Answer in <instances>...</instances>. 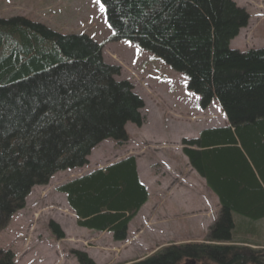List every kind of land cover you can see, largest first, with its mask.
Returning <instances> with one entry per match:
<instances>
[{"label":"trees","instance_id":"1","mask_svg":"<svg viewBox=\"0 0 264 264\" xmlns=\"http://www.w3.org/2000/svg\"><path fill=\"white\" fill-rule=\"evenodd\" d=\"M100 5L109 41H127L182 74L198 107L216 104L227 122L182 142L190 167L220 205L210 244L170 245L130 264H264L263 250L229 244L234 227L235 234L254 231L256 238L255 226L264 219V48L229 47L247 26L248 13L232 0ZM101 54L102 45L86 35H64L23 18L0 19V232L34 187L84 167L105 140L126 143L127 123L142 125V101L127 82L116 81L117 68ZM57 191L81 219L79 226L112 231L116 242L124 241L130 219L147 200L134 157ZM73 255L76 264H93L84 253ZM0 264H14L10 250H0Z\"/></svg>","mask_w":264,"mask_h":264},{"label":"rangeland","instance_id":"2","mask_svg":"<svg viewBox=\"0 0 264 264\" xmlns=\"http://www.w3.org/2000/svg\"><path fill=\"white\" fill-rule=\"evenodd\" d=\"M232 1L248 13L249 20L248 25L230 42V49L245 52L264 48V0ZM16 17L64 35L83 34L101 44L103 62L119 72L116 81L127 82L142 101L140 115L143 123L140 127L126 124L128 141L123 145L111 141L100 143L90 152L88 166L58 173L47 185L31 190L24 207L13 214L7 227L0 232V250H10L14 255V264H76L75 252L86 254L93 264H130L152 254L157 247L179 242L169 234L157 231L155 206L152 216L141 223L145 228L143 233L130 236L122 243H114L106 235L80 228L66 197L57 189L85 175L96 160L109 164L119 158L136 156L140 168L147 166L154 177L147 182L152 196L157 185L159 189L164 185L166 199L171 189H180L179 197L185 196V199L175 201L177 207H170L173 201L165 203L168 216L173 214V219L179 215L178 207L191 204L195 198L207 209L216 210L210 207L202 178L194 171L190 173L194 179L184 177L188 169L184 166L183 170L180 165L183 161L182 142L196 139L203 130L226 125L216 104L213 103L205 111L200 110L198 97L186 90V79L182 74L173 72L159 59L128 42L108 41L111 31L96 0H0V19ZM172 158L174 162L169 161ZM171 163L175 168L170 166ZM156 176H159L158 184ZM260 225L258 238L238 237L234 240L259 243L260 248L253 250L264 251V222ZM164 226H167L166 222ZM52 229H56L58 235ZM196 235L201 237L203 233ZM206 238L193 241L203 243Z\"/></svg>","mask_w":264,"mask_h":264},{"label":"crops","instance_id":"3","mask_svg":"<svg viewBox=\"0 0 264 264\" xmlns=\"http://www.w3.org/2000/svg\"><path fill=\"white\" fill-rule=\"evenodd\" d=\"M182 162H180L181 168L184 170V166H187L188 172H186V174H183L184 177H187L188 179L191 178L190 173L193 172V170L189 167L187 159L182 156ZM96 156L94 157L95 160ZM122 158H119L117 160L114 161V163L118 162V160H121ZM124 159V158H123ZM139 158L135 157V173L136 176L138 178L139 184H141L146 193H147V200L146 202L141 206V208L139 209V211L137 212V214L130 219L129 223H128V228H127V236L128 238H130V236H136L137 232H139L142 229V222H144L145 220H147V218H149L150 216H152V210H153V206H155V221H156V225H157V231L160 230L162 233H167L169 234V237H171L172 239L175 240H179L175 241L177 243H173V244H186V243H195L196 241H193L197 238H202V237H208V230L210 228L211 225H213L214 223V219L216 218V215L219 214V204L217 199L213 196V194H211V192L209 190H207L205 188V186H203L207 192V197H209L208 201L210 203V207L213 206V208H216L215 211H211L212 213V217H209V213L208 209L203 206V203L197 200L196 202V198L192 200L191 204H184V206L178 207L179 208V215L178 217H175V219H173V214H171L170 216H168V211L165 209V203L169 200V201H173L170 204L171 208H175L177 207V203L175 201H180L185 199V196H183V198L179 197V193L181 191H179L180 189H171L170 190V194L167 193V199L164 196L163 190H164V185L162 186V189H159L158 185L155 187V193L153 194L154 196H152L150 194V189L148 188L147 182H149L150 180H153L154 177L152 174H150L148 172V167L147 166H142L140 168L139 164ZM173 160H169L174 162V158H172ZM89 161H90V157H89ZM107 161L105 160V163ZM111 163L109 164H104L101 160H96L93 165H91L90 170L87 173L90 172H95V171H103L105 170L108 166H110ZM172 164V163H171ZM89 165V162H88ZM87 165V166H88ZM173 165V166H172ZM170 165L171 167L175 168L174 164ZM176 165V164H175ZM140 168V170H139ZM142 170V173H141ZM194 179V178H191ZM156 180V184L160 183L159 180V176H156L155 178ZM185 193H186V189H184ZM150 199L152 200V202L150 201ZM196 202V204H195ZM190 207L191 210L190 211ZM207 209H205V208ZM198 208V210H197ZM174 213V212H173ZM218 216V215H217ZM206 217L207 220L204 221L203 218ZM217 219V218H216ZM233 222L234 224L237 222V217L233 216ZM166 222V227L164 226V223ZM264 222V219H262V221L258 222V224H256V228L255 230L257 231L258 235L256 238L259 237V231L260 228L262 227L260 225V223ZM144 227V226H143ZM144 229V228H143ZM235 230V227H234ZM232 233V240L230 241V245H239V246H246L249 247L251 249H257L260 248L259 243H245L246 240H234L238 237L241 238H254V231L253 233L250 232H246L244 236H240L241 233L235 234L236 230ZM254 230V229H253ZM91 232H95V231H91ZM203 233V235H201V237H197L196 233ZM96 233V232H95ZM98 234L101 235H106L109 238L113 237V233L112 231H108L105 230L103 232H97ZM207 239V238H206ZM245 241V242H244ZM263 249V248H262Z\"/></svg>","mask_w":264,"mask_h":264},{"label":"snow or ice","instance_id":"4","mask_svg":"<svg viewBox=\"0 0 264 264\" xmlns=\"http://www.w3.org/2000/svg\"><path fill=\"white\" fill-rule=\"evenodd\" d=\"M97 3H100V0H96ZM101 10H103V5H101Z\"/></svg>","mask_w":264,"mask_h":264}]
</instances>
